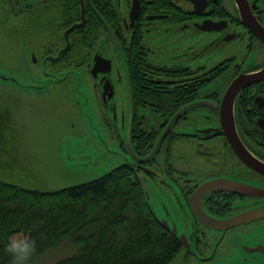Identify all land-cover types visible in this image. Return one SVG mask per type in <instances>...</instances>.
<instances>
[{"label": "flooded vegetation", "instance_id": "obj_1", "mask_svg": "<svg viewBox=\"0 0 264 264\" xmlns=\"http://www.w3.org/2000/svg\"><path fill=\"white\" fill-rule=\"evenodd\" d=\"M0 10L32 18L27 36L8 38L22 64H6L7 70L37 89L54 90L53 95L73 98L74 93L83 103L96 99L103 108L99 135L108 141L105 157L109 168L113 165L106 173L123 167L136 174L148 202L159 204L162 216L186 235L182 262L223 264L245 253L252 264L250 249L264 246V80L237 95L239 141L237 134L227 135L221 105L238 74L264 66V42L248 24L264 30V2L0 0ZM35 16L42 19L38 24ZM83 20L69 34L70 47L54 59L67 43L66 29ZM234 41L251 59L225 55L211 66L191 65L195 51H218ZM27 91L41 95L31 87ZM194 102L201 103L191 106ZM176 114L159 150L146 160ZM236 142L246 147L253 164L237 151ZM220 177L239 190H211L194 198L203 182ZM249 210L254 212L230 227H211L199 218L206 211L227 223Z\"/></svg>", "mask_w": 264, "mask_h": 264}, {"label": "trees", "instance_id": "obj_2", "mask_svg": "<svg viewBox=\"0 0 264 264\" xmlns=\"http://www.w3.org/2000/svg\"><path fill=\"white\" fill-rule=\"evenodd\" d=\"M31 22L26 13L0 10L7 38L27 36ZM21 231L36 241L28 264H45L43 258L66 242L73 252L47 264H171L182 252L181 241L150 207L143 184L123 167L56 190L0 179V240ZM3 249L0 243V264H9L11 254Z\"/></svg>", "mask_w": 264, "mask_h": 264}, {"label": "rangeland", "instance_id": "obj_3", "mask_svg": "<svg viewBox=\"0 0 264 264\" xmlns=\"http://www.w3.org/2000/svg\"><path fill=\"white\" fill-rule=\"evenodd\" d=\"M26 26L29 27L27 23ZM3 31L0 30V68L7 70L6 64L20 66L22 59L13 57L14 45L8 41V35H2ZM242 48L234 41L221 45L218 51L207 49L203 54L195 51L190 63L193 67L211 66L225 55H236L240 62L251 59L247 48ZM7 51L9 55L4 54ZM34 89L41 95L0 85V179L31 188L56 190L107 174L113 165L109 168L108 156L105 157L108 152L103 145L108 141L99 135L103 131L99 112L103 115V108L96 99L83 103L79 97L75 99L74 93L69 98L53 95L54 90ZM103 135L106 137L105 132ZM185 150L186 146L182 145L180 152ZM151 206L163 214L159 204L151 202ZM71 252L73 247L66 242L43 258V263ZM182 261L178 256L171 264H187Z\"/></svg>", "mask_w": 264, "mask_h": 264}, {"label": "water", "instance_id": "obj_4", "mask_svg": "<svg viewBox=\"0 0 264 264\" xmlns=\"http://www.w3.org/2000/svg\"><path fill=\"white\" fill-rule=\"evenodd\" d=\"M84 24H85V20H83L80 23H75L70 28L66 29L65 36H66L67 43L60 50L57 58L55 57L54 59L59 60L61 58V54L70 47V45H71L70 44V38H69L70 32L77 27L83 26ZM248 24L252 27L253 31L259 36V38H261L262 41L264 42V30L261 28V26L258 23H248ZM200 29L213 30V28L207 27L205 25H201ZM0 80L7 82V83L18 85V87L20 89H29L30 87L36 88V87H33L32 85L26 83L21 76H19V75L17 77L14 76L12 73H10L5 68H0ZM261 80H264V66L261 69L256 70L254 72L238 74L229 84V86L226 90L224 99L222 101V105H221V118H222V123H223L225 130H226L227 135L235 136L237 134L236 122H235V106H236V98H237L239 91L242 90L243 88H245L246 86L251 85L255 82H259ZM200 103L201 102H194L191 104V106H196ZM178 114L174 115L172 117V119L169 121L167 127L164 129L162 135L159 137L158 142L156 144V147L154 148L152 154L146 160L150 159L159 150L163 138L165 137L167 131L171 128V126L175 122ZM237 136H238V134L236 135L235 139L237 141H239V136L238 137ZM234 145L236 146L237 151L246 160H248L251 164H253L252 159L250 158V156L248 154L249 151L246 149V147L244 145H242L243 146L242 147L239 144V142L234 143ZM69 160L73 161V159H69ZM217 189H229V190H236V191L239 190V188L234 187V186H226L223 183V178L220 177V178H213V179H210V180L203 182L194 191L193 196H195L194 198H202L204 196V194H206L207 192H210L211 190H217ZM246 192H248V191H246ZM197 204L199 205V208L196 210V212L198 213V210H201L200 209V206L202 205L201 200H199V203H197ZM150 207L153 209L154 213L157 215L160 222L173 235H175L181 241V243H186L185 242L186 235L184 234L183 230L181 232V230L178 228V226H176V224L169 221L168 218L165 219L162 216V214L160 215L157 211H155L153 206H151V204H150ZM252 211L254 212V210H249L248 212H246L247 214L245 213V214L235 216L233 218L231 217V219L229 218L230 220L227 223H225L224 221L228 220V219H218L215 216L206 213V211H202V216L199 215V218L205 224H207L211 227H220V225H226L227 227H230V226H232L230 224L236 225L237 223L242 222L241 220H243L249 214H251ZM247 249H248V247L245 246L244 251L246 250V252H247ZM250 252H254V257H252V264H263L264 263V259L260 255V254H262L264 256V246L263 245L260 244V245L256 246L255 248L250 249ZM185 255H186V252L184 253V256ZM244 255H245V253L240 254L239 257L236 258V260H233L229 263L225 262L223 264H244L242 262H245V264H249V262L246 261L248 258H246Z\"/></svg>", "mask_w": 264, "mask_h": 264}, {"label": "clouds", "instance_id": "obj_5", "mask_svg": "<svg viewBox=\"0 0 264 264\" xmlns=\"http://www.w3.org/2000/svg\"><path fill=\"white\" fill-rule=\"evenodd\" d=\"M4 251L11 254L9 264H28L29 259L36 252V241L26 232H18L0 240Z\"/></svg>", "mask_w": 264, "mask_h": 264}, {"label": "bare ground", "instance_id": "obj_6", "mask_svg": "<svg viewBox=\"0 0 264 264\" xmlns=\"http://www.w3.org/2000/svg\"><path fill=\"white\" fill-rule=\"evenodd\" d=\"M16 185V184H15Z\"/></svg>", "mask_w": 264, "mask_h": 264}]
</instances>
